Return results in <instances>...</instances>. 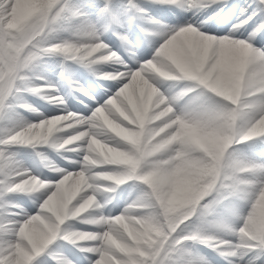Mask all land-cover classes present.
<instances>
[{
    "label": "bare ground",
    "instance_id": "1",
    "mask_svg": "<svg viewBox=\"0 0 264 264\" xmlns=\"http://www.w3.org/2000/svg\"><path fill=\"white\" fill-rule=\"evenodd\" d=\"M47 1L0 0V73L5 72L16 56H13L17 47L16 36L29 28L28 25L39 12L43 11ZM67 1L58 0L55 7L60 8L61 3L66 5ZM136 1L144 8H149V13L160 12L165 18L162 6L157 2ZM181 1L185 2L188 8L186 11H175V14H169V21L172 23L168 30L159 27L156 21L148 20L145 25L153 32L150 34L143 32L142 39L134 31L122 27H116L119 29L116 37L106 34L107 24L104 22L103 25L100 13L104 11L101 10L102 5L99 7L101 11L94 16L95 27L84 33L78 29L79 14L77 15V12L74 13L73 10L67 13L64 11L63 15H67L65 20L67 24L69 23L66 34L76 39V42L87 44L90 50L78 53L77 48L71 46L62 53V58L71 64L78 62V58H85L90 52L92 56L88 63H92L91 68L99 73L97 78L102 87H98L86 73L80 72L76 75L75 84L84 87L88 94L69 84V69L56 66L51 70L52 67L47 61L44 63V60L37 59L38 55L29 54V65L25 66L24 63L19 66V70H32L36 66L43 71L42 76L37 79L40 82L39 85L32 84L34 82L32 79L22 80L20 90L11 92L10 101L5 105L0 117V142H3L0 145L9 147L15 143L13 146H18L17 150L0 147V177L5 179L6 188L11 192L22 186L24 182L35 183V187L31 186L28 193L17 194V203L13 205L15 212L11 213L13 215L11 221L7 223V227L4 228L3 225L0 227V232L5 236L0 240H3L6 253L9 254L11 250L16 249L19 264H38L34 261L30 263L36 254L42 250L44 253L48 248L56 249L57 245H50L49 241H56L59 236L56 234L57 230H65L67 234L77 232L78 238L98 240V243L88 244L90 247L86 248L94 252L95 264L102 263L105 258L106 262L112 264H125L121 258L113 259V254L120 253L121 250L131 255L130 245L143 248L148 241L143 233H146L150 239L158 230V221L152 213L154 208L149 206L152 200L156 199L155 203L159 202V205L167 212L178 208L182 200L188 196L187 190L197 191L203 186L199 180L209 160L207 162L204 159L200 160L202 165L197 166V170L188 173L184 178L171 177L166 172L160 174L158 179L150 180L151 183L148 181L146 183L148 185L145 184L146 191L152 189L149 194L144 193L142 199L136 196L132 199L128 196L130 190L127 187L134 183H141L130 176L120 175L119 169L117 170L115 166L116 164L119 166L120 163L117 159L124 161L129 158L131 162L132 159L131 156L128 157V153L134 148L133 145L142 141L144 136L146 141L155 143L168 141L169 143L172 140L171 137L176 136L175 134L191 133L196 121L194 114H191V105L194 102L197 103L196 101L202 103L205 97L209 101L213 99L222 101L221 95L225 92L224 90L228 89L227 91L237 94L235 87L239 84H242L243 89L251 88V86L255 88L251 96L236 104L238 106L244 104L246 106L243 105V107L248 109L247 114L241 111L242 113L236 117L239 128L248 122H251L252 126H257L256 115L264 107V48L257 46L264 38V34L257 28L249 29L248 23L235 21V5L232 1L226 7L223 16L216 19H204L203 16L210 8L218 5L220 0H205L204 2L208 5L203 7L198 5L200 0ZM127 5L131 4L127 3ZM72 7L73 5L69 8ZM82 20L85 19H81V22ZM230 23H233V26L228 27ZM123 31H127L125 38L120 37ZM102 40L106 43L100 44ZM256 44L257 46L254 47ZM53 48L54 44H48L40 48L38 53L52 51ZM26 51L28 53V49L23 52ZM13 65L15 60L12 62ZM114 66L126 67L125 71H121L123 75L120 73L110 77L114 72L104 70ZM154 67L161 69V74L155 72ZM64 78L68 79L64 80ZM73 93L81 99L75 98ZM258 101L259 103L253 106L249 105ZM64 107L73 111L56 112ZM126 108L128 111L136 110L132 117L127 118L129 116L124 111ZM159 113H163V117L161 115L158 117ZM232 113L224 115L226 121L234 118ZM239 130L234 134L227 130L224 145L222 144L221 147L225 149L226 145L227 150L234 148L236 153L240 146L246 148L244 157L251 160L250 164L241 166L233 159L228 170L235 174L234 170L235 176L240 177L238 185H245L242 190L248 187L254 189L247 194L244 190L238 196L236 195L235 201L233 199L230 202L229 213L227 211L229 222L215 231L224 237L223 246L226 250L223 255L230 262H232L231 259H237L242 260V264H264V250L258 247V242H255L257 231L264 225L261 222L264 212V145L256 139H249V142L244 144L235 143L234 137L239 135ZM218 132L214 133L217 140L220 138ZM66 144H72V148L66 149ZM10 150L17 152L19 158H11ZM28 150L33 153L34 159H31ZM63 154L72 156V159H64ZM212 158L209 159L212 160ZM35 159L40 164L62 163L65 168L62 171L56 169L46 171ZM88 160L89 164H86L84 161ZM93 167L101 169L91 173L90 169ZM86 172H89L90 179L109 175L117 180L120 179L118 181L125 180L121 184L123 193L119 198L120 190L116 193V197L113 198L115 202L107 203L106 200L101 202L100 187L80 183L86 176ZM244 177L249 179L244 181ZM159 186L164 191V198L161 201L157 197ZM151 194L153 198L150 197ZM119 201L122 202L119 203ZM96 202L102 204L98 206ZM88 203L91 204V208L87 207ZM43 204H46V207L42 206L44 211L41 210ZM49 204L57 207L54 214ZM75 205L78 207L75 208ZM114 206L119 208L118 211L120 210L119 213L116 212L119 215L118 221L109 214ZM132 206L138 208L131 209ZM36 208L41 212L34 211ZM92 208H96L95 210L98 211L96 216L99 217L87 222L92 223L94 225L92 230L97 229V231L85 230L86 232L82 233L76 230L70 222L71 217L79 212V215L85 213V216L89 217L91 215L89 212L94 210ZM68 209H72V212L65 214ZM50 218H53L52 222L55 223H49ZM140 219L143 224L142 232L138 229L131 231L134 236L130 239V243L127 242L125 237L128 234L120 229L123 221L127 224H138L137 221L140 222ZM104 240L107 243L109 240L113 241L116 247H111L109 244L103 245ZM118 241L124 245L119 244ZM210 257L215 256L210 255ZM142 258L140 256V260Z\"/></svg>",
    "mask_w": 264,
    "mask_h": 264
},
{
    "label": "rangeland",
    "instance_id": "2",
    "mask_svg": "<svg viewBox=\"0 0 264 264\" xmlns=\"http://www.w3.org/2000/svg\"><path fill=\"white\" fill-rule=\"evenodd\" d=\"M98 1L100 0H68L66 5L65 3H61L59 8L58 6L55 7L58 0H48L43 7V11L39 12V14H37L34 20L32 21V23L28 25L29 28L27 27L28 29H26L25 31L21 32L16 36L15 41H17L16 42L17 47L15 48V52L13 54V56L15 55L16 56L15 58L12 59L13 61L15 60V65L12 66L13 61H11L5 72L4 73L1 72L2 74L0 73V117L2 115L5 105L8 104L10 101L9 96L11 94V91L13 90V87H18L20 85L18 82H22V79L16 80V75L19 74L18 73L19 71L20 72L22 71L18 69L21 64L25 63L24 64L25 66L29 65L28 64L29 63L28 60L30 56L29 54L38 55L37 59L41 61L44 60L43 61L44 63L47 61L52 67L51 70H53V68L56 65L59 66L62 65L68 67V64H66V62H64V59L61 57V54L71 46L77 48L78 53L86 52L90 50V48L88 49L87 44H83L82 42H76L77 41L76 39L66 34L67 32L66 29L69 27V23L67 24L65 20L67 15L66 14L63 15V12L65 11L67 13L72 10L74 13L77 12L76 14L77 15L79 14L80 16L79 19L80 21L79 20H78L79 22L76 21L78 22V25H80L78 29L82 33H84L87 32L88 30H92L93 27H95L96 25V22H94L95 21L94 16L98 13L99 10L98 6L101 4V2L99 3ZM169 1H173V0H169ZM71 5H73V7L69 8ZM124 6H125V2L123 0L107 1L105 3L104 11L100 12L103 18L101 19L103 23L109 21L118 22L122 19L125 20L126 18L125 15H127V11L124 10ZM79 8H83V9L80 11L78 10ZM180 8L182 9L183 7L181 6ZM223 9L224 7L222 6V4L217 9L215 8L211 9L208 13V17L212 16L213 18H216V16L222 15L223 11L221 12V10ZM165 10L169 11L168 8H165ZM79 11L81 13H79ZM252 14L254 13H251V15ZM261 18L262 19L264 18V14H262ZM81 19H85V20L84 21L82 20L81 22ZM257 19L258 18L256 17L255 22H257ZM136 27H139V25L136 24ZM99 43L101 44L106 42L102 40ZM48 44H54V48L52 51H47L45 53H38L39 47L46 46ZM259 45L261 46L255 45L254 47L257 46L259 48L260 47L264 48V41L262 40ZM27 49H28V53L27 51L23 52L24 50ZM23 55L26 56L24 57ZM91 56H92L91 53L88 52L85 58H80L83 59L81 63L78 62L79 64L77 63L76 65H73V67L69 66V70L71 71L72 74V76L70 77V82L72 84H74V81L76 80V78L73 77L74 73L80 72L82 70L80 68V65L85 63L84 64L85 66H90V64L87 61L91 58ZM25 58L26 60H24ZM43 66L45 65L43 64ZM77 68H79V71ZM116 69H118V71H115ZM104 70L111 73L114 72L113 75L116 76L118 73H120L123 70L125 71L126 69H124V67L121 66H116V68H104ZM32 72L33 73L31 74L25 71L21 75L26 76L27 78L26 77L25 78L28 80L29 79L34 80L32 84L39 85L40 82L37 80V78L42 76L41 73L43 71L39 67L35 66L32 68ZM89 74L90 76L94 74L95 76L94 77L92 76L91 80L97 84H100V82L97 81L96 74L98 73L96 70L91 69L89 71ZM30 76L37 78H31ZM17 83L19 85H17ZM75 87L79 89L81 92H86L85 88L79 85H75ZM239 87L240 85H237L235 87L237 89V94H235L233 91L230 90L227 91L228 89H225L224 90L225 92L222 93L221 95L223 99L222 101L215 99L209 101L206 97L205 98L203 97L204 99H202L203 101L202 103H198V101H196L197 103L194 102L191 105L192 107L191 114H194L196 118L195 123L197 125L194 123L193 128L191 129V133L188 134L184 133L183 135L175 134L176 136L171 135L172 140L169 143L168 141L167 142L162 141L160 143L146 141L144 139L145 137L144 136L142 139L143 142L141 141L138 142L136 145H133L134 148L128 153V157L131 156L132 164H130L131 162H129L130 160L129 158L125 159L124 161L121 159H117L118 162L120 163L119 166L117 164L115 166L117 170L119 169L120 175L130 176V178L136 179L141 183V184L134 183L127 187L130 190L128 196H131L132 199H134V196L142 199L144 193L149 194L152 191V189L150 191H146V185H148L146 183L148 181L151 183L150 180H154L156 178L158 179V176L160 174L166 172L171 177L181 176V178H184L185 176L188 175V173H193L194 170H197L196 168L197 166L199 167L202 165V162L200 163V160L202 161V159H204L206 162L209 160L208 162L210 163L207 162V167L203 170L202 175L200 176L203 178V180H201L202 178H200L199 182L203 184V186L201 185L202 187H199L197 191H194L193 189L187 190L188 196L186 197V199L182 200L181 202L182 204L178 208L171 210V212L170 211L167 212L163 210V207L159 205V202L155 203L156 199H153L152 204L151 203L149 204L150 207L154 208L152 213L154 214L155 219H157L156 221H158L157 222L158 232L156 231V234L153 235L150 239L149 236L146 235V233H143L144 237L145 238L147 237L148 239V241L145 243V245L149 243L146 245L147 247L145 245L143 246V248L138 247L136 245H130L131 255L125 254L124 251L120 250L119 251L120 253H116V254L114 253L115 255L113 254L114 257L113 259L121 258V260H123L125 264H139V263L140 264L142 263L143 264H200V263L201 264H242L243 263L242 260L238 261L237 259H231L232 262H230L229 259H227V257L223 255L224 251L226 250V248L223 246L224 237L223 235L215 231V230H220L221 226L225 225L226 222H229L228 210L230 209L229 208L231 205L230 202H232L233 199L235 201V198L239 195V193H242L244 190L246 191L247 194L248 191L254 189L252 187L250 188L248 187V189L245 188L242 190V188L245 187V185H238V183L240 182V177L235 176L236 172L234 170L233 172L235 174H233L232 171L228 170L230 162L233 159L236 162H239L241 166L245 164L246 165L250 164L249 162H251V160L249 158L244 157L246 148L240 146L236 153L233 150L234 148L227 150L226 145L224 147L225 149H222L223 147H221L222 144L224 145L225 133L227 132V130H229L231 133L234 134L238 129H240L239 135L234 137V142H239V141L241 142V141H245V139L247 138L246 134L257 133L264 126V107H263V110H260V112H258V114L256 115V119L258 121L257 126H252V123L248 122L250 126L248 124H245L241 128H239L236 117L239 113L242 112L244 114H247L248 109L242 108L243 106L236 105L237 101L239 100L238 97L244 92L245 94H248V92L251 91L250 93H252L253 90H255V89L250 90L249 89L250 87H247L243 89V92H241L242 89H240ZM251 88L254 87L251 86ZM19 90L20 88L16 89V91ZM73 95L74 97H76L74 93ZM236 95L237 97H235ZM49 102L53 104L51 100H49ZM225 102L227 103L226 105L227 107L225 106ZM228 103H232V105L231 104L229 105ZM256 103H259V101L251 103L249 105L253 106V104ZM65 110L71 111L72 109L64 107L63 109H58L56 112H63ZM124 111L126 115L129 116L127 118H130V116L131 115L133 116L134 112H136V110L128 111L127 108ZM151 111L154 110L151 109ZM229 113H232L234 115V118L230 121H226L224 115ZM160 115L163 117L164 114L159 113L157 116L159 117ZM217 131H219L218 132L220 137L219 140H217L214 136L215 135L214 133H216ZM167 140H168V136H167ZM260 140L264 142V138ZM0 144H3V142H0ZM14 144L15 143H12V145L9 147L5 145H0V147L7 150L8 149L17 150L18 146H13ZM135 146L138 147V150L137 147ZM65 147L66 149H70L72 148V144H66ZM10 151L12 152L11 153L12 155L10 156L9 153L8 155L11 158L13 159L19 158L17 152H14L13 150ZM27 152L31 157V159H34L33 153L29 150ZM214 152L216 156L215 154H213ZM241 156L243 157L241 158ZM62 157L64 159L65 158L72 159V156H69L68 154H63ZM209 158L210 159L212 158V160H210ZM35 161L37 162L38 160L35 159ZM84 162H86V164H89V160ZM50 164L51 163L48 162L43 164L41 163L40 166L44 167L46 171L47 170L49 171L50 169H56L62 171L65 168L62 163H56L54 165H50ZM208 164H210V166ZM100 169L101 168L99 167H93L90 169V172L99 171ZM88 173L89 172L85 173L86 176L83 178V180L80 183L86 186L94 185L100 187V195L102 196L100 199L101 202L104 200H106L107 203L110 201L115 202L113 198L116 197L115 196L116 193L120 190V193H118L119 194L118 198L123 193V188L121 187V184H123L124 183L123 181L125 180L118 181L120 179L117 180L114 176H109V175L103 176L98 179L95 178L90 179L88 177L89 176ZM203 173H205L204 176ZM208 173L210 175H208ZM224 174L227 175L225 176ZM243 179L244 181H246L249 178L244 177ZM5 183H6L5 179L3 177H0V188H1L0 189V227L3 225L2 227L4 228L7 227L8 226L7 223L11 221V217L13 216L11 213L15 212L13 205L17 203V198H16L18 197L17 194L19 195L24 193L26 194L28 193V190H30L31 186L35 187V183L33 182H27V183L24 182L22 186H19L18 189H15V191L11 192L8 191ZM163 195H164V191L159 186V189L157 190V197L159 198L160 201L164 198ZM150 197L153 198V195L151 194ZM101 202L99 204L98 202H96V205L98 206L101 205L102 204ZM121 202L122 201H119V203ZM51 205L52 204H49V206ZM90 205L91 204L88 203L87 207ZM42 206L46 207V204L41 205V210L44 211V208H42ZM74 207L77 208L78 206L75 205ZM75 208H73V210ZM130 208L136 209L138 207L132 206ZM92 209L94 210L89 212V214H91L92 216L90 215L89 217H87L85 216V213H83V215H79L80 214L79 212L74 214V217H71L72 219L70 220V222L72 223V226H74V228L76 227L75 228L76 230L82 231V233L86 232L85 230H88V232L97 231V229L92 230L93 229L92 227L94 225L90 222H87V220L90 221L91 219H98L99 217L98 215L96 216V214H98V211L95 210L96 208H92ZM118 209H119L118 207L114 206L113 210L109 213L110 216L112 218H116L117 221L119 217L118 213L120 212V210L118 211ZM34 211L41 212L37 210V208ZM51 211L54 214V212L57 211V207L54 205ZM71 212L72 209H68L67 211H65V214H70ZM2 218L3 220H1ZM263 218H264V212L263 215L261 216L262 224H264ZM52 221L53 218H50L48 222L55 223ZM137 223L139 225L133 223H128L129 224L128 225L127 222L123 221V225L122 226L119 225L121 226L120 229H122L124 232L128 234L125 237V240H127V242H129L130 239H132V237L134 236V234L131 231L138 229L139 232H142L141 230L143 229V227H141V225H143L142 220L140 222L137 221ZM260 228L257 231L259 237L257 236V233L255 235V239H256L255 242L256 243L258 242V247L264 250V225L260 226ZM56 234L59 235L56 241H49L50 245H57L56 249L51 250V248H48L44 253H42L43 252L42 250L40 253L34 256V260L32 259L30 263L34 261L38 264H95L94 262L95 254H93L94 252L92 253L89 251V249L86 248L90 247V245L98 243L97 242L98 240L97 241L95 239L87 240L86 238L83 237L78 238L79 233L75 232V233L67 234L65 230H60V231L57 230ZM1 237H5V236L0 232V238ZM235 238L236 236L234 237V239ZM1 240L0 242L2 243L3 240L2 241ZM105 242H106L105 240L102 241L103 245L109 244V246L111 245V247L112 246L116 247L115 243L113 241L111 242V240H109L108 243ZM1 243H0L1 245L0 264H19L20 260L16 258L17 256L16 249L11 250V252L7 254L5 250V246L3 245V243L2 244ZM118 243L124 245V243H120L119 241ZM60 253L62 254V256ZM210 255L211 256L214 255L215 257H210ZM137 256L139 257L136 258L137 259L136 260L135 257ZM140 256L141 258L143 257L141 260L144 261L140 260ZM16 259L18 261H16ZM14 260L15 263H13ZM97 264H112V263L108 261L106 262V258H105V260L102 263H97Z\"/></svg>",
    "mask_w": 264,
    "mask_h": 264
}]
</instances>
